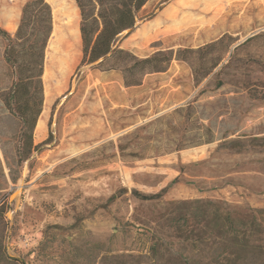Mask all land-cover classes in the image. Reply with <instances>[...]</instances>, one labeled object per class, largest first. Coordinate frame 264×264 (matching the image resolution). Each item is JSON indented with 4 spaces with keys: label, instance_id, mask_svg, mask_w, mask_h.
<instances>
[{
    "label": "rangeland",
    "instance_id": "1",
    "mask_svg": "<svg viewBox=\"0 0 264 264\" xmlns=\"http://www.w3.org/2000/svg\"><path fill=\"white\" fill-rule=\"evenodd\" d=\"M27 1L0 0L1 30L15 34ZM67 18L46 46L27 158L0 36V264H114L113 254H146L156 239L176 245L172 219L184 206L264 211V0H148L119 47L138 59L193 54L130 88L119 71L80 65ZM54 57L64 62L51 67ZM127 143L125 154L144 156H121Z\"/></svg>",
    "mask_w": 264,
    "mask_h": 264
},
{
    "label": "trees",
    "instance_id": "2",
    "mask_svg": "<svg viewBox=\"0 0 264 264\" xmlns=\"http://www.w3.org/2000/svg\"><path fill=\"white\" fill-rule=\"evenodd\" d=\"M147 1L75 0L81 18L80 65L91 64L104 57L97 67L121 72L123 86L130 88L141 85L146 75L165 72L174 58L182 62L190 61L191 49L179 50L175 56L159 51L138 59L119 47V35L126 30H130L127 35L132 32L138 12ZM52 26L50 5L45 0H28L22 8L15 34L11 36L0 29V36L6 41L3 57L16 77L13 97L18 102L15 114L20 122L18 151L26 158L32 150V133L43 103L44 57ZM220 61L204 72L203 78ZM62 62L64 59L54 57L49 65L55 67ZM194 73L196 76L197 72ZM198 145L201 143L192 146ZM128 148L129 143L117 147L121 156H144L136 149L125 154ZM189 206L181 208L179 216L172 219L173 231L177 232L176 245L156 239L151 242L146 254H113L114 264H264L263 210L249 209L244 214H234L221 205L209 202H196L194 211H190ZM105 253L106 257L110 255V252Z\"/></svg>",
    "mask_w": 264,
    "mask_h": 264
},
{
    "label": "crops",
    "instance_id": "3",
    "mask_svg": "<svg viewBox=\"0 0 264 264\" xmlns=\"http://www.w3.org/2000/svg\"><path fill=\"white\" fill-rule=\"evenodd\" d=\"M52 1H53L52 2L53 4H52V7H51V12H53V11H57L58 12V14H57V21L56 22H54L55 20H53V15H52V25H55V23H56V25H60V27H61V24L65 23V21L68 19L67 18V14L68 13H72L73 17L75 18L76 25H77L78 31H79L78 12H77V9L75 7H73L72 4L70 3L71 0H67V4L69 6V9L67 10V12H62L61 11V3H60V0H52ZM169 12H170V7L168 6L167 8L163 9L158 14V16L152 22L153 23L152 25L153 26H157V24L162 23L165 20L166 16L169 15ZM215 18L216 17H214L212 19L215 20ZM62 27L64 28V24H63ZM52 30H53V26H52ZM51 35H52V33H51ZM52 37L50 36V39L49 40H52ZM79 39H80V32H79Z\"/></svg>",
    "mask_w": 264,
    "mask_h": 264
},
{
    "label": "water",
    "instance_id": "4",
    "mask_svg": "<svg viewBox=\"0 0 264 264\" xmlns=\"http://www.w3.org/2000/svg\"><path fill=\"white\" fill-rule=\"evenodd\" d=\"M129 32H130V30H126V31L122 32L119 36L127 35ZM103 60H104V57L101 58V59H99V60H97L96 62H93V63L89 64V65L86 66L85 68H89V67H92V66H94V65H97V64H99V63H100L101 61H103ZM85 68H84V69H85Z\"/></svg>",
    "mask_w": 264,
    "mask_h": 264
}]
</instances>
